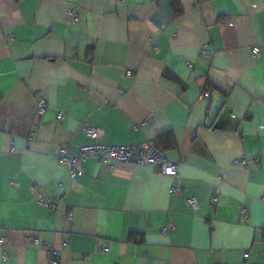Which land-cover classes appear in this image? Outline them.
Segmentation results:
<instances>
[{
    "label": "crops",
    "instance_id": "crops-1",
    "mask_svg": "<svg viewBox=\"0 0 264 264\" xmlns=\"http://www.w3.org/2000/svg\"><path fill=\"white\" fill-rule=\"evenodd\" d=\"M175 2L0 0V264H264V0ZM146 139L175 177L56 158Z\"/></svg>",
    "mask_w": 264,
    "mask_h": 264
},
{
    "label": "built area",
    "instance_id": "built-area-1",
    "mask_svg": "<svg viewBox=\"0 0 264 264\" xmlns=\"http://www.w3.org/2000/svg\"><path fill=\"white\" fill-rule=\"evenodd\" d=\"M69 14L72 17L73 22L78 20V17L75 15L72 9L69 10ZM10 36L9 38H11ZM252 54L255 57L260 55V50L258 47H253ZM212 54V51L203 48L201 50V55L205 57H209ZM122 91V90H121ZM199 97L202 99H208L209 91L206 87H202L199 91ZM36 103H37V113H36V123L39 121L40 117L44 114L47 106V101L43 97L42 94L36 95ZM62 118V114H58V119ZM83 130L86 135L89 137H97L98 129L96 127H91L87 124L83 126ZM57 160L67 168L69 179L71 182L75 180L76 172L81 169L82 162L88 158H96L99 160L101 164L106 167L111 168L114 164L117 163H127L131 165H151L158 169V171L164 175H168L171 177H175L178 174V170L180 165L183 163V160L180 161H170L166 158L164 151L159 148L153 139H146L141 142L133 143L130 145H113L107 143H90L86 145H82L78 148V152L75 155H71L68 152L67 145H62L59 147L56 153ZM257 161V157L254 158ZM237 164L242 165L243 167L248 166L249 159L247 157H241L236 161ZM173 192L178 193L177 188H173ZM36 201L45 205L52 210H56L62 198L58 200V198H54L51 195H42L35 194ZM215 197H213V201ZM187 205L192 211H196L198 207V202L195 197H190L186 200ZM244 213L245 210H242ZM174 227L173 223H169L166 227L162 229L163 232H166L168 229H172ZM6 237L2 236L0 239L1 247H5L6 245ZM27 243L30 244H38L39 239L36 233H30L26 237ZM46 247V251L48 254V263L49 264H59L60 263V255L57 250L52 247ZM247 256V255H246ZM8 258L7 251L3 249L2 251V260L5 261ZM219 264V263H217Z\"/></svg>",
    "mask_w": 264,
    "mask_h": 264
},
{
    "label": "trees",
    "instance_id": "trees-1",
    "mask_svg": "<svg viewBox=\"0 0 264 264\" xmlns=\"http://www.w3.org/2000/svg\"><path fill=\"white\" fill-rule=\"evenodd\" d=\"M171 4H172L173 8L175 9L176 15H180V10L179 9H176L177 6H176L175 0H171ZM172 143H173V138H172V136L169 135L168 136V145H171ZM156 145L158 146V144H156ZM158 147L161 148L160 146H158Z\"/></svg>",
    "mask_w": 264,
    "mask_h": 264
}]
</instances>
